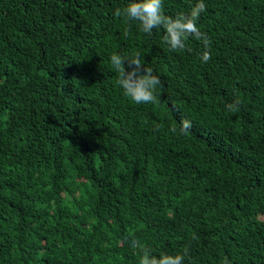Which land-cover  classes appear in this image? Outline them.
<instances>
[{
	"label": "trees",
	"instance_id": "obj_1",
	"mask_svg": "<svg viewBox=\"0 0 264 264\" xmlns=\"http://www.w3.org/2000/svg\"><path fill=\"white\" fill-rule=\"evenodd\" d=\"M126 3L0 0V264H264V0H206L207 62ZM113 53L160 78L155 102L123 94Z\"/></svg>",
	"mask_w": 264,
	"mask_h": 264
},
{
	"label": "clouds",
	"instance_id": "obj_2",
	"mask_svg": "<svg viewBox=\"0 0 264 264\" xmlns=\"http://www.w3.org/2000/svg\"><path fill=\"white\" fill-rule=\"evenodd\" d=\"M207 9L206 0H196L190 12L178 13L175 17L167 16L163 12V0H127L122 9L116 10L117 16L125 20L136 21L143 33L151 34L154 29L163 27L164 41L172 50L188 48V38L194 37L202 42L203 50L199 53L200 60L207 62L211 58V38L201 30L198 20L201 13ZM110 62L119 74L118 85L123 94L136 104L155 102L157 88L161 84L160 78L154 75L152 69L146 67L141 56L137 53L123 56L113 53ZM125 64L128 65L126 70ZM239 101L226 105V110L235 112ZM192 126L188 119L180 121L179 128L173 126L170 130L174 134H184ZM133 248H140V241L133 238ZM139 264H184L186 253H161L154 255L150 250L142 249Z\"/></svg>",
	"mask_w": 264,
	"mask_h": 264
}]
</instances>
